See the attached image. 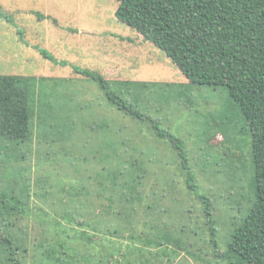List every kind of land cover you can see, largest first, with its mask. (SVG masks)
Masks as SVG:
<instances>
[{"label":"rangeland","instance_id":"obj_1","mask_svg":"<svg viewBox=\"0 0 264 264\" xmlns=\"http://www.w3.org/2000/svg\"><path fill=\"white\" fill-rule=\"evenodd\" d=\"M117 6V0H0V75L29 77L32 83L40 78L41 88H29L30 103L51 104L50 123L58 125L52 130L63 131L48 139L35 136L31 144L0 145V192L7 197L0 204V236L16 247L21 264H223L209 242L199 195L212 202L217 248L225 250L229 232L253 201L244 118L230 105L225 87L192 84L186 95L178 85L163 90L165 83L188 79L162 50L116 19ZM39 49L67 64L53 63ZM75 68L95 71L110 83L159 84L143 100L150 117H117L114 127L106 91ZM115 128L123 141L118 152L136 161L139 177L130 214L133 235L123 231L130 222L113 213ZM157 128L182 142L196 192L186 184L188 171L177 148ZM10 197L21 204L14 207ZM52 203L78 206V217L64 219ZM112 229L122 231L111 234ZM157 231L182 238L185 249L153 245ZM0 264H7L1 243ZM257 264H264V252Z\"/></svg>","mask_w":264,"mask_h":264},{"label":"trees","instance_id":"obj_2","mask_svg":"<svg viewBox=\"0 0 264 264\" xmlns=\"http://www.w3.org/2000/svg\"><path fill=\"white\" fill-rule=\"evenodd\" d=\"M117 2L116 19L135 29L144 40L162 50L188 79L187 83H165L162 86L163 90L178 85L182 88L180 94L186 95L192 84L225 87L230 105L244 118L249 137L253 201L245 217L229 232L225 250L219 251L217 248L216 230L211 217L212 202L204 194L199 195V198L203 203L202 212L210 224L209 242L216 250L215 258L223 264H257L264 252V0H117ZM0 16L3 17L1 12ZM6 19L10 21L8 16ZM39 52L55 64H67L66 61L57 60L46 50L39 49ZM74 71L91 79L100 89L106 91V97L113 106L114 127L119 124L116 123L117 117L119 120L130 117L137 121L150 117L146 114L148 108H145L143 100L151 91L157 92L161 88L159 84L132 80H115L110 83L95 71L82 68H75ZM39 79L33 80L32 83L29 77L0 75V145L31 144L35 136L48 139L57 134L63 135V131L52 130L58 125L50 123L55 118L52 115L51 104L41 100L40 106L35 107L30 103L29 88H41L42 80ZM36 81L39 83L36 84ZM68 118L69 116L64 115V120ZM36 120L40 129L38 133L35 132ZM157 129L159 135L167 136L177 148L182 158V166L188 171L186 184L191 190L194 189L196 182L189 171L182 142L169 131ZM116 130L115 128L112 142L114 155L111 201L113 213L115 212L118 221L121 219L123 223L130 222L129 226H125L129 230L123 231L127 230L133 235L130 214L136 210L134 202L138 198L135 196V189L139 184V177L134 174L136 161L129 158L128 162L118 152L123 141L118 139ZM6 198V195L0 192V204L5 205ZM10 200L13 201L14 207L22 202L18 197H10ZM128 205H132L130 212L122 215L120 210ZM50 206L56 213L62 211L60 215L64 219H73L79 209L73 205L61 206L52 203ZM102 211L104 207L99 209V213L102 214ZM81 222L93 231H104L93 227L94 223H91V227L89 223ZM119 231L122 230L112 229L110 233L115 234ZM84 237L86 240L91 239V235L84 234ZM181 241L184 240L172 233L168 234L167 231L162 235L157 231L150 238V243L157 247L172 243L175 248L183 250L185 248L182 247ZM0 243L5 249L7 264H21L16 256V247L9 243V239L0 236Z\"/></svg>","mask_w":264,"mask_h":264}]
</instances>
